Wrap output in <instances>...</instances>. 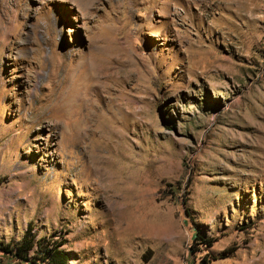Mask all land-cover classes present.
Returning a JSON list of instances; mask_svg holds the SVG:
<instances>
[{
    "label": "rangeland",
    "instance_id": "obj_1",
    "mask_svg": "<svg viewBox=\"0 0 264 264\" xmlns=\"http://www.w3.org/2000/svg\"><path fill=\"white\" fill-rule=\"evenodd\" d=\"M29 230L11 264H264V0H0V245Z\"/></svg>",
    "mask_w": 264,
    "mask_h": 264
},
{
    "label": "trees",
    "instance_id": "obj_2",
    "mask_svg": "<svg viewBox=\"0 0 264 264\" xmlns=\"http://www.w3.org/2000/svg\"><path fill=\"white\" fill-rule=\"evenodd\" d=\"M30 230L27 232L23 242L19 246L12 247L10 244L8 245H0V250L8 255L11 259H15L20 262H27V252L33 248V239L30 238ZM195 243L197 245H205L210 248L215 243V239L213 238H203L199 231L195 230V234L193 237ZM63 244L55 243L52 248H48L45 252L44 261L47 260L48 264H68L69 257L68 255L61 249ZM192 252H195V249H191ZM205 259V258H204ZM206 264L209 263L207 260Z\"/></svg>",
    "mask_w": 264,
    "mask_h": 264
},
{
    "label": "built area",
    "instance_id": "obj_3",
    "mask_svg": "<svg viewBox=\"0 0 264 264\" xmlns=\"http://www.w3.org/2000/svg\"><path fill=\"white\" fill-rule=\"evenodd\" d=\"M0 264H11V258L0 250Z\"/></svg>",
    "mask_w": 264,
    "mask_h": 264
},
{
    "label": "bare ground",
    "instance_id": "obj_4",
    "mask_svg": "<svg viewBox=\"0 0 264 264\" xmlns=\"http://www.w3.org/2000/svg\"><path fill=\"white\" fill-rule=\"evenodd\" d=\"M91 2L93 3V2H94V0H91Z\"/></svg>",
    "mask_w": 264,
    "mask_h": 264
}]
</instances>
